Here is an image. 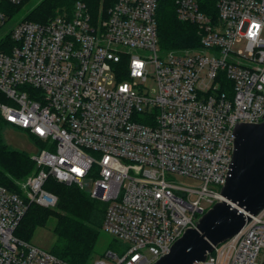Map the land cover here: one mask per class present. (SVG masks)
I'll return each instance as SVG.
<instances>
[{"label":"built area","instance_id":"built-area-1","mask_svg":"<svg viewBox=\"0 0 264 264\" xmlns=\"http://www.w3.org/2000/svg\"><path fill=\"white\" fill-rule=\"evenodd\" d=\"M161 1H76L46 22L0 9V115L46 144L17 190L0 184V264H72L14 234L30 203L55 206L49 177L105 202L102 229L128 243L92 264H153L222 198L235 126L264 121V0H172L199 37L180 50L160 47ZM244 214L195 264H264V208Z\"/></svg>","mask_w":264,"mask_h":264},{"label":"trees","instance_id":"trees-1","mask_svg":"<svg viewBox=\"0 0 264 264\" xmlns=\"http://www.w3.org/2000/svg\"><path fill=\"white\" fill-rule=\"evenodd\" d=\"M29 1L22 0L17 5H11L0 0V9L13 17L14 12ZM76 1L84 2L92 14H97L100 0H40L27 11L24 19L46 22L57 14H70ZM157 23L162 49L180 50L198 45L195 25L176 18L172 0L161 1L157 10ZM8 126L11 125L0 115V130ZM32 138L38 140L34 136ZM36 170L35 162L26 153L6 145L0 134V184L17 190L18 183L25 181ZM44 187L56 195L55 206L43 207L30 203L14 234L29 241L33 229L44 224L49 215H53L56 217L54 233L57 241L51 251L72 264H89L95 252L105 208L99 205V199L91 197L74 184L57 182L49 177Z\"/></svg>","mask_w":264,"mask_h":264},{"label":"water","instance_id":"water-1","mask_svg":"<svg viewBox=\"0 0 264 264\" xmlns=\"http://www.w3.org/2000/svg\"><path fill=\"white\" fill-rule=\"evenodd\" d=\"M230 170L217 200L186 228L168 253L153 264H195L217 245L240 231L244 212L264 208V121L239 123L234 128Z\"/></svg>","mask_w":264,"mask_h":264},{"label":"rangeland","instance_id":"rangeland-1","mask_svg":"<svg viewBox=\"0 0 264 264\" xmlns=\"http://www.w3.org/2000/svg\"><path fill=\"white\" fill-rule=\"evenodd\" d=\"M39 1L40 0H30L29 2L22 4L19 9L14 12L11 22L18 21L24 18L27 11L34 5H36ZM109 1L110 0H100L97 13L100 11L101 8H104V5H107ZM0 134L2 136V141L6 145H8L12 149L26 153L30 158L35 152H37L41 148L46 147V144H44L42 141H36L26 131L16 127L8 126L0 130ZM168 179L171 180L173 183L190 187H197L199 184L198 180H194L192 178L178 174H169ZM98 203L101 207L105 208V202L98 201ZM55 224L56 217L53 215H49L45 220L44 224H39L33 229L29 241L38 247L51 251L53 244L57 241V237L54 233ZM127 247V242L118 239L112 234L104 231L101 226L100 234L95 245V252L91 257L89 264H92L93 261L97 258H103L106 262L111 263L112 260L110 258L105 257V253L108 250H112L115 251L117 254L121 255L125 252Z\"/></svg>","mask_w":264,"mask_h":264}]
</instances>
